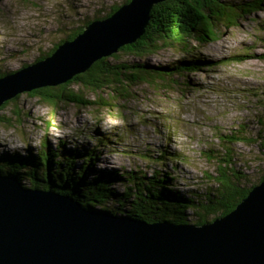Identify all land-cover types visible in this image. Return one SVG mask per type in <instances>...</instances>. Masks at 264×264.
Masks as SVG:
<instances>
[{"label": "rangeland", "instance_id": "1", "mask_svg": "<svg viewBox=\"0 0 264 264\" xmlns=\"http://www.w3.org/2000/svg\"><path fill=\"white\" fill-rule=\"evenodd\" d=\"M123 1L1 0L0 71L21 69L49 51L67 35L65 31ZM263 24L264 3L259 11L243 16L239 26H222L218 38L198 46L194 55L200 64L194 70L165 86L133 85L129 100H110L108 107L68 102L55 106L32 90L20 92L0 111L7 118L0 120V153L17 150L38 155L49 147L52 167L74 154L75 175L84 163H95L84 175L94 180L106 174L115 179L124 172L151 178L159 172L158 176L171 179L168 189L191 195L207 189L210 179L204 171H217L228 146L236 155L237 168L250 180H259L264 175V147L253 139L264 131V60L258 57L264 52ZM119 52L123 59L138 58L119 49L114 53ZM113 54L106 57L113 60ZM184 57H188L185 52L165 46L144 60L165 66ZM69 87L88 99L97 97L77 83ZM242 132L248 142H228ZM111 187L122 193L126 182L114 181Z\"/></svg>", "mask_w": 264, "mask_h": 264}, {"label": "water", "instance_id": "2", "mask_svg": "<svg viewBox=\"0 0 264 264\" xmlns=\"http://www.w3.org/2000/svg\"><path fill=\"white\" fill-rule=\"evenodd\" d=\"M162 1L131 0L45 59L0 78V106L20 92L66 82L137 42ZM0 264H264V181L232 211L196 224L88 210L0 174Z\"/></svg>", "mask_w": 264, "mask_h": 264}, {"label": "trees", "instance_id": "3", "mask_svg": "<svg viewBox=\"0 0 264 264\" xmlns=\"http://www.w3.org/2000/svg\"><path fill=\"white\" fill-rule=\"evenodd\" d=\"M130 1L124 0L115 4L105 14L95 13L94 17L85 18L81 23L65 31L68 32L67 35L56 42L49 51H43L33 62H27L22 68L45 59L64 41H72L94 20L112 15ZM262 3L264 0H254L244 4H235L229 0H164L154 5L150 23L138 41L119 48L124 54H134L138 58L123 59L121 52L114 53L115 59L103 57L95 61L87 71L76 74L63 83L64 85L43 86L32 91L42 95L44 100L55 106L68 102L79 106L108 107L112 104L111 101L117 100L118 103L129 100L133 85L150 83L159 87L163 84L165 86L168 82H175L177 76L194 70L200 64L194 55L198 46L218 38L222 26L226 28L239 26L243 16L259 11ZM58 21L60 27L66 28L67 25H64L63 20ZM260 39L264 41V36H260ZM165 46L181 50L188 57L170 61L165 66L152 65L144 60L145 57L159 52ZM258 57L264 60V52ZM8 73L10 72L0 71V78ZM74 83L94 92L97 97L91 100L84 92L73 91L69 86ZM105 91L107 95L101 93ZM6 103L7 101L0 106V111ZM2 118L7 119L0 115V120ZM263 132L253 140L259 139L264 147ZM99 134V138L106 142V137L102 133ZM232 136L228 142H248L245 140L248 137L243 132ZM227 148L225 156L219 157L217 171L213 173L209 170L204 171V177L210 179L207 189H202L205 190L204 192L195 191L191 195L168 189L171 179L169 176H158L159 172L151 178L146 175L128 176L124 172V175L115 176V179H112L110 174H106L107 177L99 176L100 180H94L84 175L87 169H91V165L95 166V163L90 166L84 163L82 166L84 168L75 175L74 154L64 158L66 163L57 161L58 165L52 167L50 165L53 159L50 158L49 147L43 148L38 155L32 151H25L26 154H22L23 151L17 150L0 153V174L14 176L19 181H23L24 186L28 188L52 190L68 195L88 210H101L149 222L169 220L177 223L202 224L232 211L255 185L264 181V175L259 180L247 178L245 172L237 168L236 155L231 147L227 146ZM90 154L93 158L94 153L91 151ZM85 161H88L87 157ZM76 177H80L81 180ZM114 181L126 182L125 191L119 193L111 187ZM165 189L169 192H165ZM110 200L117 202L110 203Z\"/></svg>", "mask_w": 264, "mask_h": 264}]
</instances>
